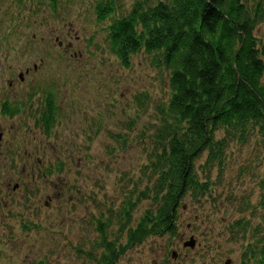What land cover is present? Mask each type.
I'll list each match as a JSON object with an SVG mask.
<instances>
[{
  "label": "rangeland",
  "instance_id": "374dc122",
  "mask_svg": "<svg viewBox=\"0 0 264 264\" xmlns=\"http://www.w3.org/2000/svg\"><path fill=\"white\" fill-rule=\"evenodd\" d=\"M134 1L118 0L120 11ZM94 3L61 0L56 11L27 14L14 30L7 2L0 6V264H96L88 253L102 218L110 220L109 239L127 242L118 213L145 186L148 137L171 89L167 70L145 52L127 67L110 52V20L97 21ZM255 30L263 40L264 25ZM47 91L57 104L49 134L36 121ZM6 100L20 103V113L4 115ZM205 163L206 154L196 159L200 176ZM210 171L212 194L182 201L175 236L147 238L115 264H241L246 238L234 239L231 224L264 222L262 142L234 141L224 167ZM150 202L137 203L135 221ZM246 203L253 207L242 211ZM192 237L194 247L185 246Z\"/></svg>",
  "mask_w": 264,
  "mask_h": 264
},
{
  "label": "trees",
  "instance_id": "16d2710c",
  "mask_svg": "<svg viewBox=\"0 0 264 264\" xmlns=\"http://www.w3.org/2000/svg\"><path fill=\"white\" fill-rule=\"evenodd\" d=\"M6 2L14 30L27 14L45 7L56 11L61 0H0V6ZM94 5L98 22L110 20V52L125 67L133 55L145 52L153 66L167 70L171 89L167 103L158 107L160 124L148 137L153 147L141 169L145 186L135 189L118 213L127 242L108 238L110 220L96 225L101 237L89 258L115 264L127 248L147 238L177 234L182 201L212 194L210 170L224 167L231 143L258 137L264 147V39L255 33L264 25V0H135L125 13L118 0H95ZM21 108L16 101L1 103V112L10 117ZM56 111L55 96L47 91L36 116L47 134ZM204 154L207 170L200 176L196 159ZM259 186L264 190V174ZM149 198L150 206L135 221L137 203ZM259 200L264 210V191ZM251 207L246 203L241 210ZM230 232L234 239L246 238L241 264H264V222L252 226L245 218L235 219ZM97 248L103 250L100 256Z\"/></svg>",
  "mask_w": 264,
  "mask_h": 264
},
{
  "label": "water",
  "instance_id": "95a60500",
  "mask_svg": "<svg viewBox=\"0 0 264 264\" xmlns=\"http://www.w3.org/2000/svg\"><path fill=\"white\" fill-rule=\"evenodd\" d=\"M184 245L185 246H192V247H194V245H195V239L192 237L188 242H185Z\"/></svg>",
  "mask_w": 264,
  "mask_h": 264
}]
</instances>
